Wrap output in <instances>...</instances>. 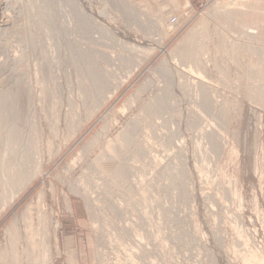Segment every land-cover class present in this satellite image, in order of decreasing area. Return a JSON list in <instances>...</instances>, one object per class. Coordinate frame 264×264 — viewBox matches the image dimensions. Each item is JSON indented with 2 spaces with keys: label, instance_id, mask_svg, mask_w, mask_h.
Listing matches in <instances>:
<instances>
[{
  "label": "rangeland",
  "instance_id": "1",
  "mask_svg": "<svg viewBox=\"0 0 264 264\" xmlns=\"http://www.w3.org/2000/svg\"><path fill=\"white\" fill-rule=\"evenodd\" d=\"M0 95V264H264V0H0Z\"/></svg>",
  "mask_w": 264,
  "mask_h": 264
},
{
  "label": "bare ground",
  "instance_id": "2",
  "mask_svg": "<svg viewBox=\"0 0 264 264\" xmlns=\"http://www.w3.org/2000/svg\"><path fill=\"white\" fill-rule=\"evenodd\" d=\"M128 1V0H127ZM185 1H187V0H185ZM128 3V2H127ZM127 10H128V12H131V11H133V9H135L134 8V6H133V4L132 5H128L127 7ZM215 9V8H214ZM132 13V12H131ZM251 14V13H250ZM189 60L192 62V63H194L195 65H198V64H200L201 62L197 59V58H192V57H189ZM161 69H163V68H165L166 67V62H164V61H162V62H160L159 63V65H158ZM167 67H168V65H167ZM135 69V68H134ZM191 70H192V68H190ZM95 72V71H94ZM98 72V71H97ZM96 72V73H97ZM95 73V74H96ZM92 74V71H91V73H90V75ZM98 74V73H97ZM99 74H101V73H99ZM99 74L97 75L98 76V78L96 79V78H94V79H92L93 80V84L95 85L94 86V88L96 87L97 88V90L98 89H102V86H104L106 83V81H104L103 79H101V78H99ZM93 76V75H92ZM95 76V75H94ZM93 76V77H94ZM92 77V78H93ZM101 77V76H100ZM12 85V84H11ZM3 89V88H2ZM94 91V90H93ZM97 92V91H96ZM4 93H8V92H5L4 91V89H3V91L1 92V94L3 95ZM111 93H114V92H111ZM95 95V94H94ZM1 96V95H0ZM8 96V95H7ZM99 96V95H98ZM97 96V97H98ZM106 96H108V95H106ZM111 95H109V97H110ZM3 97V96H2ZM160 97V96H159ZM157 98V99H161V98ZM164 97V96H163ZM162 97V99H164ZM3 98H6V94H5V97H3ZM165 98H166V96H165ZM1 99V98H0ZM108 99V98H107ZM106 101V100H105ZM159 101V100H158ZM161 102V101H160ZM163 102V101H162ZM162 102H161V104H162ZM155 104H156V102H155ZM154 104V105H155ZM160 103H157L156 105L158 106ZM160 104V105H161ZM163 104H164V102H163ZM162 104V105H163ZM166 105V104H165ZM149 106H151V105H149ZM164 106V105H163ZM207 106V105H206ZM152 107H154V106H152ZM156 107V106H155ZM145 108V107H144ZM156 108H160V106L159 107H156ZM162 108V107H161ZM148 109V108H147ZM155 110V108H151V109H148V110H146L145 109V111H146V113H147V116L149 117V115L153 112ZM144 111V112H145ZM152 114H154V113H152ZM144 115V114H143ZM12 116V115H11ZM11 116H10V118H11ZM9 118V119H10ZM145 118V117H144ZM12 119H13V117H12ZM11 121V120H10ZM135 123V122H134ZM137 124V123H136ZM136 124H133L129 129H125V130H123L120 134H121V141L123 142H120V141H118V142H120V143H122L121 145H118L117 147L115 146H112V145H110V144H108V145H106L105 147H106V149H104L103 150V153L101 152V154H102V158H99L98 156L96 157V158H98L97 159V163H99V162H103V161H105V163L106 162H113V164H115L114 162L115 161H118V163H116L114 166H112L113 168H110V167H108V168H110L111 170H109L111 173V175L110 176H112L111 178H113V179H115L114 177H116V179H123V178H125V176H126V172H127V169H126V167L127 166H125L126 164H123L122 162H119L120 160L119 159H117L116 158V160H114V156L112 157L111 155H117L118 153H116L115 151L118 149H123L126 145L127 146H129V147H127V148H131L130 147V145L131 146H135V147H133V150H135L134 148H136V150H137V152L139 153V154H141V156H143L142 154L144 153H142V151H143V148H145L144 146V144H143V147L141 146V144L140 143H137L138 141L136 140V139H134V137L133 138H131L130 136H132V133H133V131H134V128H136L137 126H136ZM11 127H12V125H11ZM14 128V126L11 128V130ZM14 130V129H13ZM12 130V131H13ZM10 131V130H9ZM12 131H10V135H9V137L10 138H12V137H15V136H13V134L12 133H14V131L12 132ZM123 133V134H122ZM97 134V133H96ZM15 135V134H14ZM97 136V135H96ZM95 136V137H96ZM103 136V135H102ZM117 137V136H116ZM119 138H120V135L118 136ZM92 140V139H91ZM114 140H115V138H114ZM117 140V139H116ZM124 140V141H123ZM133 140H136L135 142L136 143H133ZM93 141V140H92ZM92 141H90V142H92ZM89 142V143H90ZM115 142H117V141H115ZM118 144V143H117ZM125 145V146H124ZM86 146V145H85ZM112 146V147H111ZM123 147V148H122ZM112 149V151L113 152H115V154L114 153H111V155H110V150ZM131 150V149H130ZM146 150V149H145ZM111 151V152H112ZM137 153V155H139ZM147 153V152H146ZM135 154H136V152H135ZM115 155V156H116ZM25 157H26V159H25V161L26 162H29L30 161V157H29V155H24ZM140 156V155H139ZM148 156H149V154H148ZM148 156H147V158H148ZM116 157H118V156H116ZM136 157V156H135ZM138 158V157H137ZM142 158H144V157H142ZM124 159V158H123ZM7 163V162H6ZM9 163V162H8ZM101 163H99V165L98 166H101L100 167V169L101 170H103V168H104V166L106 165H104V164H101ZM5 164V163H4ZM93 164V163H92ZM101 164V165H100ZM110 164V163H109ZM102 165H104V166H102ZM108 165V164H107ZM6 167V166H5ZM10 168H11V170H14L15 168H14V166H10ZM95 168V167H94ZM108 168H106V169H104V170H106V172H107V169ZM3 169H5V168H3ZM20 170V169H19ZM99 170V169H98ZM108 171V172H109ZM100 172H102V171H100ZM106 172H104L103 171V173H106ZM106 175H108L109 176V174L107 173ZM33 177H31V175H28L26 178H25V181L23 182H20L19 184H17V189L15 190L16 191V193H18L29 181H30V179H32ZM107 178V177H106ZM109 178V177H108ZM16 180V179H15ZM13 194L9 197V202H11L12 200H13V198L16 196V193H14V192H12ZM39 199V198H38ZM37 199V200H38ZM6 200V199H5ZM40 200V199H39ZM8 201H6V202H4L3 203V205L2 206H5V205H7V203H8ZM37 202V201H36ZM39 202V201H38ZM41 202V201H40ZM38 204H40V203H38ZM31 207H32V205L30 204V205H28V206H26V208L25 209H23V212H22V214H20V217H16V218H13L11 221V223L9 224V226L7 227V229H6V231H7V235H8V237H9V239H8V247H10L11 248V255H12V257H11V259L9 260V263H6V264H43L44 262L43 261H45V258H42V253H44V256L46 257V254L45 253H47L43 248H42V246H43V241H41V242H39V238L40 237H38V242H36L37 240L35 239V237L36 236H38V233H39V236H41V233H42V227H41V231L40 232H37L36 233V231L35 230H32V213H31ZM1 208H3V207H1ZM39 209V212H38V215H36V216H38V220H42L43 219V217L44 216H46L45 215V211H44V209H45V207H44V205H43V203L40 205V207L38 208ZM1 211V210H0ZM27 218L29 219V221H27ZM24 220H26L27 221V223L26 224H24L23 225V223H22V221L24 222ZM39 221V222H40ZM21 223H22V225L23 226H21ZM25 227L26 228V230H25V228L23 229V228ZM38 230L37 231H39V228H37ZM43 233H44V231H43ZM25 235V238H23L22 236H24ZM44 236V235H43ZM42 236V237H43ZM41 237V238H42ZM44 240V239H43ZM37 245L39 246V248H40V250H41V253H39V254H42L41 256H39V255H35V252L33 253V250H35L36 249V247H37ZM56 248V247H55ZM29 249V251H31V253H29L28 252V254H27V250ZM46 249V248H45ZM57 249V248H56ZM2 250V249H1ZM4 250H5V248H4ZM3 250V251H4ZM5 252H7V251H5ZM4 252V254H6ZM1 254V253H0ZM2 256V255H1ZM4 256V255H3ZM4 258H6L5 256H4ZM4 258H2V260L4 259ZM8 258V257H7ZM1 260V261H2ZM4 261V260H3ZM3 261H2V264H3ZM48 261V260H47ZM43 262V263H42ZM47 263V262H46Z\"/></svg>",
  "mask_w": 264,
  "mask_h": 264
},
{
  "label": "crops",
  "instance_id": "3",
  "mask_svg": "<svg viewBox=\"0 0 264 264\" xmlns=\"http://www.w3.org/2000/svg\"><path fill=\"white\" fill-rule=\"evenodd\" d=\"M172 1L176 2V0H172Z\"/></svg>",
  "mask_w": 264,
  "mask_h": 264
}]
</instances>
